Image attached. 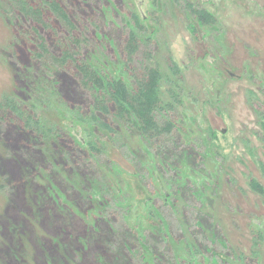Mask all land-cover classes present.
Returning <instances> with one entry per match:
<instances>
[{
	"label": "rangeland",
	"instance_id": "374dc122",
	"mask_svg": "<svg viewBox=\"0 0 264 264\" xmlns=\"http://www.w3.org/2000/svg\"><path fill=\"white\" fill-rule=\"evenodd\" d=\"M103 3L105 19L99 14L101 6L95 3L96 13L107 31H99L98 35L92 29L86 35L85 29H80L86 35L81 36L89 41L84 45L83 57L93 68L118 78L125 76L124 47L117 46L110 35L102 37L103 33H116L114 25L124 35L127 31L123 27L127 25L143 44L152 40L154 63L162 73L164 107L169 104L172 108L157 113L155 119L161 129L171 122L175 124L173 133L146 136L123 120L112 136L96 131L89 120L76 119L67 105L83 109L85 116L91 115L94 105L89 97L85 98L86 89L76 85L74 69L52 71L55 67L51 60L46 63L49 70L41 68L35 58L39 44L24 35L26 23L11 9L17 7L11 0H0V162L14 156L10 145L16 148L17 143L8 140L14 137L11 131L16 133L21 126L14 116L3 112V106L7 98H18L28 106L36 105L46 128L58 130L52 145L30 142L35 151L51 152V167L67 177L72 176L67 166L81 163L97 178L96 192H92L95 210L82 217L84 222L76 218L82 225H75L89 228L87 222L96 219L101 224V216L105 215L123 219L121 227L138 224V264H264V197L250 187V182L256 181L264 189V0ZM83 4L86 14L98 21L92 3ZM197 11L202 15L198 16ZM47 36L51 39L52 34ZM122 40L126 42L127 37ZM141 47L138 59L145 51ZM170 61L178 65L179 78L171 72ZM140 62L135 65L137 71L145 67L143 60ZM43 75L57 85L62 98L49 96L38 103L34 99L39 90H34V95L26 93L27 80L43 86ZM125 78L128 80V76ZM107 121L111 122L110 118ZM90 141L100 154L93 156L85 151L84 144ZM10 166L17 173L21 171L19 163ZM10 166L7 168L12 170ZM10 174L0 169V264H9L1 256L8 246L25 255L27 264H37L40 257L45 258L39 240L44 239L46 220L40 226L38 216L34 217L29 208L22 211L20 206L11 211L15 206L11 201L18 193L17 183L19 200L26 197V202L39 189L31 180L21 186L18 176ZM35 174L37 181L39 171ZM55 188L59 196L65 197L68 189ZM150 202L165 218L166 231L175 245L166 241L165 233L153 230L159 223L146 217ZM87 205L81 206L85 215ZM55 212V223L51 224L54 230L55 226L65 227L64 213ZM198 212L209 228L206 223L200 228L194 224ZM9 214L20 227L10 226ZM139 217L141 223H136ZM146 229L150 231L142 238L139 232ZM10 237L19 241V248L10 243ZM141 243L151 246V251H141Z\"/></svg>",
	"mask_w": 264,
	"mask_h": 264
},
{
	"label": "trees",
	"instance_id": "16d2710c",
	"mask_svg": "<svg viewBox=\"0 0 264 264\" xmlns=\"http://www.w3.org/2000/svg\"><path fill=\"white\" fill-rule=\"evenodd\" d=\"M11 1L17 7L11 8L14 11L15 17L17 19L20 18L26 23L24 35L39 44L40 50L36 52L35 58L36 62L41 65L40 67H44V70H49V68H46L48 60H51L52 66L55 67L52 71L71 67L74 69L76 85H82L81 89L82 87L86 89L84 96L86 99L89 97L91 104L94 105L90 116H85L82 113L83 109H72L63 101L69 110L74 112L72 114L76 119L89 120L91 121L89 123L93 125L96 131H104L112 136H115L117 133L115 129L117 128L116 125L123 120L130 122L133 127L142 131L143 135L146 136L154 132L158 136L163 137L164 135L173 133L175 124L171 122L161 129L160 124L155 119L157 113H166L169 110L171 111L172 108L169 104H166L164 107L161 86L162 73L160 67L154 63L156 57L151 50L153 47L152 40L143 44L127 25L123 27V31H127L124 35H121V31L116 30L114 25H112V30H115L116 33H103L102 37L110 35L117 46L124 47L125 57L122 60L125 67L123 68V73L126 77L128 76V80L125 76L115 78L108 71L97 67L93 68L88 59L83 57L84 45L89 42L84 36L88 35V32L92 29L97 31V33L102 30L107 31L102 20L105 19L103 1L107 0ZM65 1L69 4L67 5ZM86 2L92 3L91 10L95 14H97L96 4L101 6L99 14H102V19L99 14L95 16L98 17V21L93 20L92 17L86 14L87 9L83 4ZM197 15L200 16L202 13L197 11ZM81 20L83 23H80ZM136 23L137 25L139 24L138 21ZM80 29H85L86 35ZM49 34H52L51 39L47 36ZM81 34L84 36H81ZM123 37H127L126 42L122 40ZM47 40L49 41V45ZM142 45L145 51L141 59H138L137 54ZM141 60H143L142 66L145 63V67H142L141 70L137 68L139 70L137 71L135 70V65L141 63ZM170 70L174 76L178 78L181 76L178 65L173 61L172 63L170 61ZM41 79L45 83L43 86L41 82H34L32 84L31 80H27L28 84H23L26 88V93L31 94L32 92L34 95V90H39L34 99L36 102L39 101L38 103H42L49 96L62 98L57 85L52 83L48 75L41 76ZM3 107V112L14 116L21 123V126L16 133L11 131L14 137L8 140L9 142L12 140L16 141L19 144H16V148L14 144L10 145L14 150V156L12 155L7 160L3 159L2 163L0 162V166L2 165L0 169H3L4 172L7 171L9 174L12 173V176H18L19 180H21V186L26 185V180L28 184L30 183L28 181L31 180L35 182L33 187L37 186L39 189L38 192L31 196L30 201L26 202V197H22L19 200L20 184L17 183L16 189L18 191L15 190V193H18L12 196L11 203H14L15 206L12 205L11 211L19 209L20 206L22 211L29 208L33 211L34 217L38 216V224L40 226L42 221L46 220L47 227L44 228V239L39 240L45 258L41 260L40 257L37 264H73L74 260L77 262L76 264H135L133 262L134 260L136 261L135 240L139 243L141 242L137 233V228H140L139 225L133 226L129 224L121 227L124 224V220L109 215L101 216V224L96 219L92 223L86 221L89 228L83 229L75 225H82L77 222L76 218L84 222L82 217H88L87 213L89 214L91 210H95L96 200L92 192H96L98 186L97 178H93L92 174L87 170V166L81 163L68 165L66 170L72 172V176H69L65 171L68 175L67 177L62 172L51 167V163L48 161V158H51L53 155L51 152L46 150L39 153V151H35L34 147L29 144L30 142H34L42 146L48 143L52 145L58 136L56 128L50 129V127H45L41 116L37 112V108H35L36 105L28 106V104L22 103L18 98H7ZM85 109L89 113L87 106ZM108 118H110L111 122L107 121ZM262 130L264 131V125L262 126ZM15 134L17 137H15ZM27 140L28 143L26 142ZM84 145L86 146V152H90L92 155L100 154L92 141ZM189 149L192 151L191 153L195 152L191 148ZM47 161L49 162L48 164ZM11 163H19L21 171L17 173V170L10 166ZM7 166H10L13 171L8 169ZM37 171H39L40 177L43 180L39 177L36 181L37 174L35 173ZM44 176L48 177V180H45ZM56 178L61 181H55ZM62 186L68 189L64 193L65 197L59 196L58 190L55 188L61 189ZM250 187L254 192L264 197V189L256 181H251ZM46 197L49 198L47 199ZM67 203L73 204V209ZM84 203L88 204L86 215L82 211L83 208H81ZM52 206L53 208L51 209ZM55 210L58 213H64L62 216L65 227L60 228L55 226L54 230V218L57 215ZM9 217L12 218L10 214ZM146 217L151 221L154 220L159 223L156 227L154 226L153 230L165 233L168 236L166 241L172 245L176 244L169 231H166V226L168 228V225L165 218L154 207L152 202L149 203L146 209ZM142 218L144 219V217ZM194 218V224L197 227H204L206 222L203 221L202 215L199 212ZM138 219L134 221L141 223V218L139 217ZM14 221L13 218L10 219V226L13 227L15 225L16 227H20L19 222ZM20 223L21 225L24 224L22 218L20 219ZM187 223L190 226L192 225L190 221H187ZM206 225L208 227L207 223ZM148 231L150 230L146 229L139 232V234L143 238V233ZM8 232L12 233L11 230H8ZM132 235L135 236L133 241L131 240ZM149 235L152 234L149 233ZM166 236L164 235V237ZM10 243L15 248H19V241L17 242V239L15 240V238L10 237ZM150 247L147 244L141 243V251L150 252ZM194 248L195 244L193 250ZM3 250L4 252L1 256L5 262L9 264L11 261L12 264H27L25 255L23 257L22 254L13 252L10 246L3 248ZM79 256H81V259H79Z\"/></svg>",
	"mask_w": 264,
	"mask_h": 264
}]
</instances>
